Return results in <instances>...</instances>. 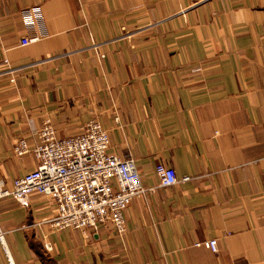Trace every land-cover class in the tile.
I'll return each mask as SVG.
<instances>
[{
  "label": "crops",
  "instance_id": "crops-1",
  "mask_svg": "<svg viewBox=\"0 0 264 264\" xmlns=\"http://www.w3.org/2000/svg\"><path fill=\"white\" fill-rule=\"evenodd\" d=\"M46 116L59 137L97 118L155 193L130 201L120 235L52 229L38 194L0 199L16 264H264V0H0L7 186L35 169L13 145ZM157 163L190 179L158 187ZM211 238L216 252L194 245Z\"/></svg>",
  "mask_w": 264,
  "mask_h": 264
},
{
  "label": "built area",
  "instance_id": "built-area-1",
  "mask_svg": "<svg viewBox=\"0 0 264 264\" xmlns=\"http://www.w3.org/2000/svg\"><path fill=\"white\" fill-rule=\"evenodd\" d=\"M30 22L26 20L27 24ZM37 38L21 37L20 43L26 45ZM108 145V132L95 117L78 133L59 137L50 117L46 116L37 131L36 143L29 145L20 137L13 145L17 155L31 153L36 158L35 169L13 179L9 186L0 179V199L11 198L28 206L30 196L38 194L52 205V212L43 219L52 229L98 232L109 224L116 234H124V211L130 201L155 193L156 187L144 186L134 159L108 153ZM154 172L158 187L190 179L189 176L178 179L174 168L163 163H157ZM0 244L5 264H16L1 234ZM194 245L217 251V241L213 238ZM45 247L50 248L48 244Z\"/></svg>",
  "mask_w": 264,
  "mask_h": 264
}]
</instances>
